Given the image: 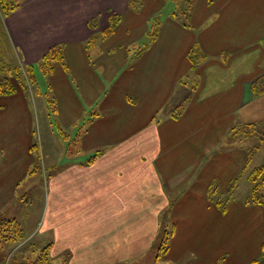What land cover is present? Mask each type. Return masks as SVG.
Segmentation results:
<instances>
[{
  "label": "crops",
  "instance_id": "0c3cea01",
  "mask_svg": "<svg viewBox=\"0 0 264 264\" xmlns=\"http://www.w3.org/2000/svg\"><path fill=\"white\" fill-rule=\"evenodd\" d=\"M169 1L23 0L2 19L15 61L63 52L51 73L37 67L36 90L0 94V216L23 228L7 248L17 264L48 245L52 264H147L166 214L163 264H264V206L242 202L262 214L257 230L250 218L222 223L209 198L212 182L225 192L244 168L239 113L264 120L253 111L264 93L252 91L264 0H195L187 19L174 0L163 13Z\"/></svg>",
  "mask_w": 264,
  "mask_h": 264
},
{
  "label": "trees",
  "instance_id": "16d2710c",
  "mask_svg": "<svg viewBox=\"0 0 264 264\" xmlns=\"http://www.w3.org/2000/svg\"><path fill=\"white\" fill-rule=\"evenodd\" d=\"M21 1L23 0H0V12L7 15L17 8L21 6ZM136 1V0H133ZM176 5L175 13H178L177 16H183L185 19H187L189 12L191 11L195 0H174ZM119 16H114L112 19V24L109 28H107L104 31V35H108L111 32L114 31V28L116 26L117 20ZM160 26V18H156V22L153 25L152 30L150 31V40L152 41L159 30ZM197 52L200 53V50L198 48V45H196L192 52L190 53V57L192 61H195ZM63 59V52L61 47H54L51 49L43 58V61L39 63L38 67L42 68V70L49 74L53 71V61L55 60H62ZM11 64H5L2 65L0 70L2 72H5L8 75L14 76V70L17 69V71L20 70V65L15 66ZM28 73L29 78L31 82H34L35 77V65H28ZM17 90V86L13 83V81L9 79H3L0 78V94H12ZM252 91L254 96H259L264 93V77L258 78L253 84H252ZM232 135L233 136H241L244 137H255L258 139V141L251 147V150L249 152V157L247 159L246 165L250 164L252 161V156L257 153L263 146H264V120H256L251 121L248 123L240 124L237 127L232 128ZM242 136V137H243ZM246 167V166H245ZM248 179L251 183L252 190L250 194L246 197V203H252V204H258L264 206V162L260 165L254 166L249 170L248 173ZM239 178H235L233 182L231 183L229 187V192L227 194L228 199L231 198L233 193V188L237 186ZM223 192L220 190V187L216 182H212L209 188V195L211 197H215L214 199L209 197L212 201H215V203L219 206V208L222 209V211H225V204L224 207L221 204V195ZM167 214L165 215V218L163 217L162 224L159 229V233L157 237L155 238V241L151 245V249L153 251L154 255V263L153 264H163L161 260V257L163 254L167 251L169 247V238L171 235V228L167 226ZM24 239V232L23 228L21 227L20 223L13 218H5L0 216V264H8L7 258L10 257V264H17L18 256H9L10 250L7 249L8 245H13L16 243H19ZM49 246V245H48ZM48 246L44 247L40 255L36 260H32L29 263L28 262H22L23 264H42V261H44L43 264H52L49 257H48ZM262 250L264 254V238L262 243ZM21 263V262H20Z\"/></svg>",
  "mask_w": 264,
  "mask_h": 264
},
{
  "label": "rangeland",
  "instance_id": "374dc122",
  "mask_svg": "<svg viewBox=\"0 0 264 264\" xmlns=\"http://www.w3.org/2000/svg\"><path fill=\"white\" fill-rule=\"evenodd\" d=\"M171 7H172V0H170L168 2L163 13H165L166 11L171 9ZM4 16H6V15L0 12V68L2 65H5V64H11V65H14V67L17 65H20L21 68L19 71H17V69L14 70V76L8 75L5 72H2V70H0V78H3V79L6 78V79L13 81V83L17 86V90H23V89H26L28 91H31L32 89L36 90V85H37V80H38L36 70H37L38 66L35 67L36 70H35L34 82H31V80L29 78L27 65H23L20 62V60H19V62L14 60L15 57H14V54H12V51L8 45L4 30H3L4 27L1 26V22H2V19H4ZM40 70H42V68ZM259 96H261V95H259ZM254 97H256V96H254ZM259 105L255 103L253 105L254 108L253 107L252 108H253L254 112L256 111L255 108H257L258 112H256V114L261 113V115H262V113L264 114V109H263L264 102L261 104L259 103ZM250 106H252V105H249V107ZM243 115L244 114L239 113V115H238V123L239 124L237 126H239L241 124L240 121L243 120ZM245 121H249V120H245ZM64 133H66V132H64ZM242 136L243 135L236 136L238 143L236 145L235 150L238 152L240 161H243L242 165H244V168H243L241 174H239L237 176L239 178V180H238L237 186L235 188H233V190H232L233 193H232L231 198H229V200H227L228 199L227 194H228L230 189L223 192V194L220 196L222 206L224 207V204L226 206L225 211H222L223 214H225V216L222 219V223H224V222L225 223L226 222H231V223L243 222L244 227L248 228L249 227V218H250L251 220L253 219L255 221V227H257V230H258V229H261V226L263 224L262 223L263 217L261 216L262 214H260L259 211L249 212V206L244 205V204H246L245 198L249 194L250 186H251V183L248 179L249 164L246 165V163H247V159L249 157V152L251 150V147L258 141V139L255 137L249 138V137H244V136L242 137ZM232 139L234 140V136L232 137ZM251 160L252 161L250 162V166L262 164L264 162V146L257 153H255L252 156ZM242 175H245L247 177L243 176L241 179ZM209 197H211V196L209 195ZM211 198H213V197H211ZM42 200H43V196H42V194L39 193V190H37L36 194H33L31 196V199L29 202V205H30L29 208H30V212L32 214H35V217L33 219H30V222H29V218H27V220H25V221H27V226H31L32 223H34L37 220L38 213L41 210L42 205H43ZM211 219L213 221H217V218L214 219L212 216H211ZM29 247H33V246L29 245ZM38 252H40V250ZM29 255H30V259L36 260L38 258V256L40 255V253H36L35 255L33 253H30ZM10 259H11L10 257L7 258L8 264H10L9 263ZM160 261H162V260H160ZM27 262L29 263L30 260H28ZM43 263H44V261H42V264ZM153 263H154V257H151L147 264H153ZM223 264H227L226 261Z\"/></svg>",
  "mask_w": 264,
  "mask_h": 264
}]
</instances>
